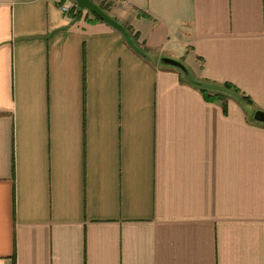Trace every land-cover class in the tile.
<instances>
[{
	"label": "crops",
	"instance_id": "crops-1",
	"mask_svg": "<svg viewBox=\"0 0 264 264\" xmlns=\"http://www.w3.org/2000/svg\"><path fill=\"white\" fill-rule=\"evenodd\" d=\"M107 3L0 0V264H264V0Z\"/></svg>",
	"mask_w": 264,
	"mask_h": 264
},
{
	"label": "trees",
	"instance_id": "trees-1",
	"mask_svg": "<svg viewBox=\"0 0 264 264\" xmlns=\"http://www.w3.org/2000/svg\"><path fill=\"white\" fill-rule=\"evenodd\" d=\"M97 5H99V7L104 10L105 12L106 9L108 8L109 4L108 3H103V1L97 3L95 0H93ZM81 8L78 7L77 11L75 13H72L74 17L79 18L80 17V13H81ZM89 11V10H88ZM71 12H73V9L71 8ZM85 20H87L88 22H94V21H102L95 13H93L92 11H89L87 15L84 16ZM126 30L128 31L129 35L131 36L132 40L134 41L135 45L142 51V54H145L146 50L144 47H142L141 45H139L136 41V37L132 34L131 30L129 29V27H126ZM124 37V36H123ZM125 38V37H124ZM187 79L188 82H190L193 86L197 87L199 89V91L203 94V96L207 99V100H213V101H221V107L222 110L225 112L226 111V98L228 97L227 94L228 93H234L236 95H239L241 97L242 100H244L245 102L248 101V98L245 96H241L238 93V89H236V87H234L232 84L225 82L223 84L220 85H215L212 83H208L210 85H213L214 88H216L213 91H209L207 90V86L204 85V82L202 80H198L196 78H192L189 75H187Z\"/></svg>",
	"mask_w": 264,
	"mask_h": 264
},
{
	"label": "water",
	"instance_id": "water-1",
	"mask_svg": "<svg viewBox=\"0 0 264 264\" xmlns=\"http://www.w3.org/2000/svg\"><path fill=\"white\" fill-rule=\"evenodd\" d=\"M76 5L80 8H85L89 11H92L95 13L101 20L104 22L110 24L115 29L119 30L122 35L125 37V40L127 43L134 48L139 53H142V51L135 45L134 41L132 40L131 36L129 35L128 31L126 30L125 26L114 19L112 16H110L108 13H106L104 10H102L99 5H97L93 0H73ZM161 62L163 64H168L174 67L179 68L180 70L186 72V68L179 60L170 58V57H162ZM253 118L256 121L263 122L264 123V112L260 110H256L253 113Z\"/></svg>",
	"mask_w": 264,
	"mask_h": 264
},
{
	"label": "built area",
	"instance_id": "built-area-1",
	"mask_svg": "<svg viewBox=\"0 0 264 264\" xmlns=\"http://www.w3.org/2000/svg\"><path fill=\"white\" fill-rule=\"evenodd\" d=\"M59 8H60V10L63 11V12H66V11L68 10V7H67L66 5H64V4H61V5L59 6Z\"/></svg>",
	"mask_w": 264,
	"mask_h": 264
},
{
	"label": "rangeland",
	"instance_id": "rangeland-1",
	"mask_svg": "<svg viewBox=\"0 0 264 264\" xmlns=\"http://www.w3.org/2000/svg\"><path fill=\"white\" fill-rule=\"evenodd\" d=\"M70 1H73V0H70ZM97 1L99 2V1H101V0H97ZM109 1H110V0H109ZM109 1H108V0H104L103 3H107V2H109ZM73 2H74V1H73ZM106 10H111V9L107 8ZM114 18H115V17H114ZM84 19H85V18H84ZM115 19H116V18H115ZM116 20L118 21V19H116Z\"/></svg>",
	"mask_w": 264,
	"mask_h": 264
}]
</instances>
